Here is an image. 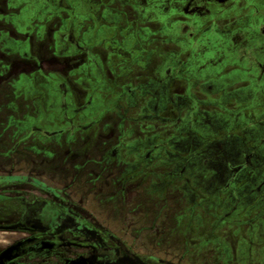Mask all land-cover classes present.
I'll list each match as a JSON object with an SVG mask.
<instances>
[{
	"label": "flooded vegetation",
	"instance_id": "af4514ba",
	"mask_svg": "<svg viewBox=\"0 0 264 264\" xmlns=\"http://www.w3.org/2000/svg\"><path fill=\"white\" fill-rule=\"evenodd\" d=\"M263 4L5 0L3 20L24 37L6 35L18 52L0 74V125L22 129L0 134V264H141L104 223L141 219L164 187L185 205L171 218L183 254L264 264V106L229 99L235 61L239 86L264 88ZM39 78L51 86L36 112L60 117H15ZM238 106L261 137L223 132Z\"/></svg>",
	"mask_w": 264,
	"mask_h": 264
},
{
	"label": "rangeland",
	"instance_id": "374dc122",
	"mask_svg": "<svg viewBox=\"0 0 264 264\" xmlns=\"http://www.w3.org/2000/svg\"><path fill=\"white\" fill-rule=\"evenodd\" d=\"M4 1L5 0H0V74H2L3 70L8 65L10 59L15 54L17 55L16 52H18V47L15 45L12 46V44L8 42L9 40H7L8 38L6 37L9 36L17 39H22L24 37L18 35L15 32V30L13 29V25L5 23V21L3 20L2 16H4V12H6ZM47 38L48 37L46 35L40 37L41 41L39 43V47L41 49L43 46H46L45 48L48 49L50 42L47 41ZM42 52L44 54V49ZM233 64L235 65L236 69L230 72L229 84L231 85V87L234 86L235 88L232 90L229 99L237 102L239 100H244V98L246 100V98L250 97L251 95V102H257V105L261 102L264 106V88L262 90L259 87L250 86V84H246V86H239L242 83H249V80L244 73L240 72L241 64H237L236 61ZM23 66H25L23 70H25L27 73L30 68L27 67V64H23ZM5 80L6 78H0V103L6 101L5 95L7 96V93L9 92V89L6 88L5 90V88H3L2 86V83ZM45 85L51 86V84H46L45 80L40 78L34 79L27 83V86H25V88L23 89L24 92L27 91L28 93V96L25 99L27 106L20 109V112L14 115L15 117H27L30 120L38 118L45 119L48 117H60V115H58L57 113L50 112L51 110L49 104H43L44 106L38 109L39 112H36L37 108H35L33 104L41 100L45 102L49 97V93H46L47 90L45 89ZM244 107L246 106H238L239 111H234L231 113L232 120L224 125L225 127L223 129V132L229 135L230 138L233 137V139L250 138L251 135L255 137H257L258 135V137H261V128L258 124V126L255 125L254 127H250V129L252 130H250L249 127L245 128L246 125L244 124H248L249 116H251L252 113L251 115L246 113L244 114V111L246 112V109L248 108L246 107L244 109ZM9 112L10 111L8 110H0V119L5 118ZM238 114L240 115L239 119H237ZM21 132V126H12L9 130H5V126L0 125V134L7 133L11 136L20 134ZM82 147L79 146V150L80 152H82V154L92 153L89 148L84 146ZM86 149H88L87 151L90 152H87ZM159 183L160 181H155V185H159ZM193 189L195 191L198 190V185H195L193 183ZM157 190L159 189L157 188ZM168 190V188L164 187L162 190H159L162 195L160 194L153 199L151 198L148 205H145L144 202V205L141 207L144 210V214H142L141 217L146 218V220L148 217L147 221L142 218L127 221H119L118 219L113 218L106 221L104 223V226L109 228L112 233H114V235L118 237L119 240H122L126 244V246H128L130 250L133 251L135 258H137L141 264H160V262L163 264H188V259H186L187 257L189 259H192V262H190V264H199L197 263V261L194 262L193 260L200 259V257L196 256L193 253L185 255L179 249V246L181 245L183 239L180 236L179 224L177 225L172 219L173 217L180 216L183 213L185 205L180 201L177 202L176 196L173 197L174 199H171L170 196L172 191L168 195L163 196V193ZM181 191L184 192L183 189ZM159 192H156V194ZM186 194L187 197L191 198L195 204L198 203V193L192 194L187 191ZM80 208L84 209L87 208V206L82 205L80 206ZM219 213L221 214V212ZM105 227H103L104 231ZM252 250L253 249H251V251ZM251 251L250 254L252 255L253 253ZM205 261L211 262V258H206Z\"/></svg>",
	"mask_w": 264,
	"mask_h": 264
}]
</instances>
